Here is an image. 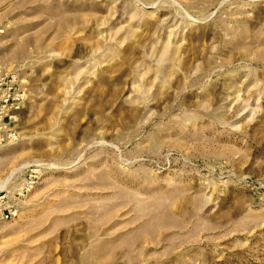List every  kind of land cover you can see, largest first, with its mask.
<instances>
[{
  "label": "rangeland",
  "instance_id": "374dc122",
  "mask_svg": "<svg viewBox=\"0 0 264 264\" xmlns=\"http://www.w3.org/2000/svg\"><path fill=\"white\" fill-rule=\"evenodd\" d=\"M10 72L0 264H264V0H0Z\"/></svg>",
  "mask_w": 264,
  "mask_h": 264
},
{
  "label": "built area",
  "instance_id": "2783aa9c",
  "mask_svg": "<svg viewBox=\"0 0 264 264\" xmlns=\"http://www.w3.org/2000/svg\"><path fill=\"white\" fill-rule=\"evenodd\" d=\"M17 81V73H0V141L13 137L9 125L15 119L22 101V89H19Z\"/></svg>",
  "mask_w": 264,
  "mask_h": 264
}]
</instances>
